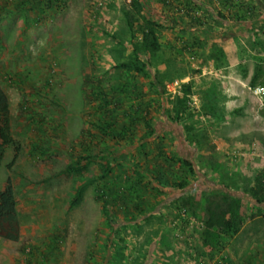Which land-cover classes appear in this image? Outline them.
Segmentation results:
<instances>
[{
  "label": "rangeland",
  "instance_id": "374dc122",
  "mask_svg": "<svg viewBox=\"0 0 264 264\" xmlns=\"http://www.w3.org/2000/svg\"><path fill=\"white\" fill-rule=\"evenodd\" d=\"M138 2L159 24L147 75L121 66L142 40L129 27ZM261 36L264 0H0L13 137L0 190L11 179L21 222L18 242L0 238V264H264V203L249 194L264 191V173L220 166L213 142L234 127L205 109L218 102L227 45L255 63L251 89L264 85ZM181 79L192 83L194 129L183 130L200 144L203 176L222 173L212 189H194L199 176L152 125L176 114L184 84L167 85ZM212 213L232 228L208 227Z\"/></svg>",
  "mask_w": 264,
  "mask_h": 264
},
{
  "label": "crops",
  "instance_id": "0c3cea01",
  "mask_svg": "<svg viewBox=\"0 0 264 264\" xmlns=\"http://www.w3.org/2000/svg\"><path fill=\"white\" fill-rule=\"evenodd\" d=\"M263 38L264 36H261L260 41ZM225 48L227 49V65L223 70H220V75L216 76L218 102L205 106V109L209 112L207 116L211 119L210 123H214L216 126L227 124L234 127L227 138L216 136L213 142L216 152L218 151L216 154L219 155L220 166L225 167L231 173L239 172L244 177H251L255 171L264 173V150L262 147L264 145V118L260 113L264 100L251 92L250 83L254 76L255 63L248 56L242 59L240 55L242 49L238 50L232 45H227ZM243 63L248 64L243 66ZM240 65L246 69V74L240 72ZM188 78L190 77H186V79ZM213 78V76L207 77L211 81ZM162 116L164 115L162 114ZM152 125L158 129L156 135L165 133L163 136L166 135L172 139L175 146L174 153L182 161V164L185 167L189 166L195 175L199 176L194 189H212L216 183L214 179L221 178L222 173L221 171L217 174L212 173L214 172L213 166L207 167L208 169L204 167L205 170L211 171V174L216 176L213 179L205 180L203 169L200 168L197 161V157L201 160V148L200 144L195 142L197 140L188 137V133L183 130L182 125L172 124V120L166 115L162 120L154 119ZM160 126L162 127L160 128ZM213 134H216V131L213 130ZM219 186L223 187V185ZM248 187H253V183H250ZM224 189L226 188L224 187Z\"/></svg>",
  "mask_w": 264,
  "mask_h": 264
},
{
  "label": "trees",
  "instance_id": "16d2710c",
  "mask_svg": "<svg viewBox=\"0 0 264 264\" xmlns=\"http://www.w3.org/2000/svg\"><path fill=\"white\" fill-rule=\"evenodd\" d=\"M142 7V4L138 2V4L136 5L135 13L139 18H135L132 16L133 20L129 22L131 31L134 30L132 33L133 38H136L135 36L138 32L142 36V40L140 42L131 43V49L134 53V58L129 62L122 63L121 66L129 70H133L134 72L147 75L149 66L152 64L153 56L158 49L157 31L159 24L156 21L143 15L141 11ZM218 17L220 19L223 18L221 14H218ZM136 23H138V29L134 25ZM191 84L192 83L184 84L182 96L177 98L176 114L173 116H169L171 120L176 123H180L182 127L186 128V131L188 132L194 129V126L186 124V121L188 119H191L193 116V113L189 112L187 104L188 97L192 94ZM10 130V103L4 89L0 85V166L2 165L4 160L6 147L13 144V137ZM191 172L193 173L194 171L191 170ZM170 185L173 186V184ZM258 185L259 188L249 190V194L257 204H261L264 203V191L261 188L262 185ZM187 186L188 184L186 182H180L176 184L175 187L183 189ZM187 200L184 199V202L186 203ZM102 209L106 215L110 216V212L107 206L104 205ZM214 216L216 215L212 213V217L207 223L208 227L212 228L214 226L224 225L228 230L232 228V223L228 222L225 218H223V216ZM20 237L21 222L17 210L14 187L11 179H8L5 187L0 190V238L8 242H18L20 240Z\"/></svg>",
  "mask_w": 264,
  "mask_h": 264
},
{
  "label": "built area",
  "instance_id": "2783aa9c",
  "mask_svg": "<svg viewBox=\"0 0 264 264\" xmlns=\"http://www.w3.org/2000/svg\"><path fill=\"white\" fill-rule=\"evenodd\" d=\"M184 80H177L172 82L171 84L167 85V88L169 91L175 93L178 89L181 88V86L184 84ZM253 94L264 100V85H258L255 86L253 89H251Z\"/></svg>",
  "mask_w": 264,
  "mask_h": 264
}]
</instances>
